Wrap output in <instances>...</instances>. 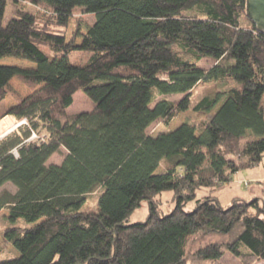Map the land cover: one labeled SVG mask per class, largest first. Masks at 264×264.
Instances as JSON below:
<instances>
[{
	"label": "trees",
	"instance_id": "trees-1",
	"mask_svg": "<svg viewBox=\"0 0 264 264\" xmlns=\"http://www.w3.org/2000/svg\"><path fill=\"white\" fill-rule=\"evenodd\" d=\"M12 1L42 12L16 8L3 26L7 0H0V61L33 64H0V102L10 82H20L30 93L5 115L37 117L47 137L26 142L28 132L0 144V188H15L0 197L12 225L2 239L17 254L0 264H206L225 252L242 264L264 261V210L256 199L227 208L212 196L195 199L264 162V33L247 16L246 0ZM72 52L90 56L72 64ZM205 59L214 61L208 70L198 66ZM211 82L230 86L191 107V91ZM78 91L92 110L68 116ZM157 95L184 98L174 104ZM190 109L210 117L147 134ZM60 149L62 163L48 165ZM96 190V210L83 211ZM164 192L175 207L160 217L153 199ZM192 201L196 207L185 212ZM142 202L146 221L129 225ZM18 220L28 226H15ZM196 236L225 241L189 252Z\"/></svg>",
	"mask_w": 264,
	"mask_h": 264
},
{
	"label": "rangeland",
	"instance_id": "rangeland-1",
	"mask_svg": "<svg viewBox=\"0 0 264 264\" xmlns=\"http://www.w3.org/2000/svg\"><path fill=\"white\" fill-rule=\"evenodd\" d=\"M16 8L35 12H42L41 9L31 6L28 2L22 3L20 5H15L12 0H7L4 18H3V26L14 17L13 13ZM76 17L81 20L83 23L91 25L94 21L93 16L90 15H82L79 12L75 13ZM243 23L245 21L243 19ZM75 29V23L71 22L65 31V36L67 41L72 40V35ZM58 31V30H57ZM79 41H76L78 44ZM42 51H44L49 57L52 56L51 50L48 46H41ZM90 54L83 52H72L70 54V60L72 64L82 65L84 64ZM1 65H9V66H17L21 68L25 67H33V64L13 58H5L0 61ZM214 64L213 60H202L198 63V66L204 70H208ZM230 86V83H199L192 91L190 95V105L191 107L195 106L202 98L206 96H213L216 92L224 91ZM10 93L6 95L5 100L0 102V117L1 120H4L7 125L2 126L0 124V144L5 142L9 138H13L15 136L24 138V134L29 132V138L26 142L30 141H42L47 137V131L44 125L37 119V117L32 118L31 120H18L13 116L5 115L6 111L14 106L19 98H23L27 96L30 91L23 86L17 80H12L10 82ZM184 98V95H169V96H156V101L159 100H167L174 104H177ZM92 102L85 96L82 91H78L73 95V103L70 107L66 109V114L68 116L76 115L82 112H89L92 110ZM210 115H203L202 113H196L190 109L187 112L181 113L178 115L176 119H174L168 126H165L162 122L157 121L153 123L147 130V134L149 135H157L164 131H172L176 129L179 125L184 122L192 123L196 126H200L202 122L206 121ZM12 154L17 157L16 151H13ZM66 155L64 149H60V151L54 154L49 161L48 165H60ZM165 168V165L159 168L158 171H162ZM99 190H96L94 193L88 195L86 197V202L83 207V211L92 212L97 208V198L99 195ZM4 193H15V188L11 184H5L0 188V197ZM207 196L216 197L218 204L222 208L229 207L233 201L239 200L246 203H250L253 199H256L258 202L259 208L264 210V162L259 166L241 170L232 176V180L230 183L223 185L221 187H217L212 193L209 192L208 189H201L197 192L196 200H202ZM155 210L157 214L162 217L169 212H171L175 207V202L173 199V195L171 192H164L160 195L156 196L154 199ZM195 200V201H196ZM195 201L188 203L183 210L185 212H192L196 207ZM149 215V204L147 202H142L140 207L135 209L128 218L127 223L129 225L135 223H143L146 221ZM8 211L7 209H3L0 211V261L5 259H10L17 256L16 252L6 244L2 239V231L6 227H11V223L7 219ZM15 226L24 227L28 226L23 220H18ZM218 240L219 242L225 241L220 240L217 237L199 238L198 236L191 239L189 243V252L194 251L197 246L204 245L207 241ZM241 260L234 258L228 252L224 253V256L217 262H208L206 264H242ZM251 264H264V261H253Z\"/></svg>",
	"mask_w": 264,
	"mask_h": 264
},
{
	"label": "water",
	"instance_id": "water-1",
	"mask_svg": "<svg viewBox=\"0 0 264 264\" xmlns=\"http://www.w3.org/2000/svg\"><path fill=\"white\" fill-rule=\"evenodd\" d=\"M247 16L264 33V0H246Z\"/></svg>",
	"mask_w": 264,
	"mask_h": 264
},
{
	"label": "bare ground",
	"instance_id": "bare-ground-1",
	"mask_svg": "<svg viewBox=\"0 0 264 264\" xmlns=\"http://www.w3.org/2000/svg\"><path fill=\"white\" fill-rule=\"evenodd\" d=\"M0 124H1L2 126H6V125H7V123H6L4 120H2V121L0 122Z\"/></svg>",
	"mask_w": 264,
	"mask_h": 264
},
{
	"label": "crops",
	"instance_id": "crops-1",
	"mask_svg": "<svg viewBox=\"0 0 264 264\" xmlns=\"http://www.w3.org/2000/svg\"><path fill=\"white\" fill-rule=\"evenodd\" d=\"M216 198V197H215Z\"/></svg>",
	"mask_w": 264,
	"mask_h": 264
}]
</instances>
